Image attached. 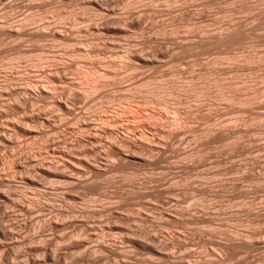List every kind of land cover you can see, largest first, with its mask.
Returning <instances> with one entry per match:
<instances>
[{"label": "rangeland", "instance_id": "374dc122", "mask_svg": "<svg viewBox=\"0 0 264 264\" xmlns=\"http://www.w3.org/2000/svg\"><path fill=\"white\" fill-rule=\"evenodd\" d=\"M0 264H264V0H0Z\"/></svg>", "mask_w": 264, "mask_h": 264}]
</instances>
